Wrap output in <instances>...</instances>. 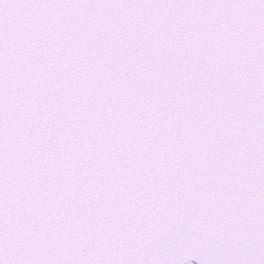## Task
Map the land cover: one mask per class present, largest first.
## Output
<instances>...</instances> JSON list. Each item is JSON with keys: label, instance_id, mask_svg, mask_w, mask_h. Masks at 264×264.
I'll return each instance as SVG.
<instances>
[{"label": "snow or ice", "instance_id": "6c2138e0", "mask_svg": "<svg viewBox=\"0 0 264 264\" xmlns=\"http://www.w3.org/2000/svg\"><path fill=\"white\" fill-rule=\"evenodd\" d=\"M0 264H264V0H0Z\"/></svg>", "mask_w": 264, "mask_h": 264}]
</instances>
